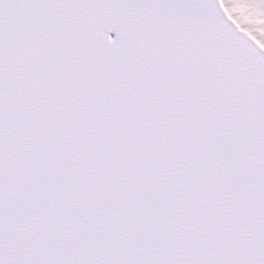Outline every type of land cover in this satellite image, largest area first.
Instances as JSON below:
<instances>
[{"label":"snow or ice","instance_id":"snow-or-ice-1","mask_svg":"<svg viewBox=\"0 0 264 264\" xmlns=\"http://www.w3.org/2000/svg\"><path fill=\"white\" fill-rule=\"evenodd\" d=\"M0 264H264V0H0Z\"/></svg>","mask_w":264,"mask_h":264}]
</instances>
